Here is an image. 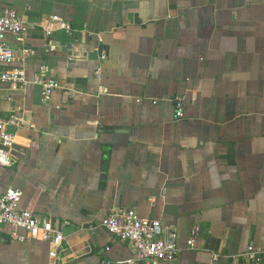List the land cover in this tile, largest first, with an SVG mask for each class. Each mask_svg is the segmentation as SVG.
I'll use <instances>...</instances> for the list:
<instances>
[{"label": "crops", "instance_id": "crops-1", "mask_svg": "<svg viewBox=\"0 0 264 264\" xmlns=\"http://www.w3.org/2000/svg\"><path fill=\"white\" fill-rule=\"evenodd\" d=\"M0 3L35 51L9 67L47 65L58 81L47 100L1 86V117L22 122L0 190L64 236L51 258L49 242L2 226L0 264H128L102 225L115 209L160 220L182 246L198 227L194 249L159 264H264L245 254L264 251V0Z\"/></svg>", "mask_w": 264, "mask_h": 264}, {"label": "built area", "instance_id": "built-area-1", "mask_svg": "<svg viewBox=\"0 0 264 264\" xmlns=\"http://www.w3.org/2000/svg\"><path fill=\"white\" fill-rule=\"evenodd\" d=\"M59 28L69 31L71 25L59 19ZM52 23L45 28L46 36L52 32ZM26 28L16 11L0 3V89L3 84L14 88L18 85L36 84L41 90L44 100H47L58 85L55 77L49 75L47 65H40L39 69L29 75L24 68L11 66L15 61L22 64L25 58L34 55L35 51L26 45ZM181 98H175V117L183 116ZM22 119L10 117L4 120L0 115V166H13L14 158L11 153L16 143V133L8 128L18 125ZM21 191L12 187L0 190V228L9 226L22 229L29 237H38L49 242L52 249L49 256L56 257V252L64 241L62 232L52 226L50 218L37 213L20 209ZM102 225L118 240L126 242L133 257L128 264H159L161 260L172 261L183 249L195 248L198 227H194L182 246L176 241L173 230L163 232L160 220L140 218L133 209H115L102 219ZM245 254L254 261L264 258V251L248 245ZM218 254H214V259ZM53 264V262H51Z\"/></svg>", "mask_w": 264, "mask_h": 264}]
</instances>
